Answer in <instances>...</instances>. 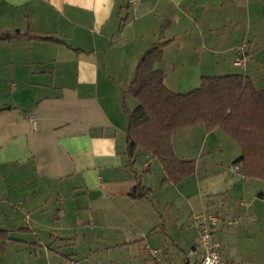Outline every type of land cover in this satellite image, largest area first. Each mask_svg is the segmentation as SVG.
<instances>
[{
	"label": "crops",
	"instance_id": "0c3cea01",
	"mask_svg": "<svg viewBox=\"0 0 264 264\" xmlns=\"http://www.w3.org/2000/svg\"><path fill=\"white\" fill-rule=\"evenodd\" d=\"M0 30L53 39L0 40V264H182L202 211L250 215L213 239L228 264L264 263V181L229 170L239 146L220 128L177 130L195 172L162 185L149 153L129 159L122 108L156 42L176 93L228 74L264 90V0H0ZM137 184L148 197L130 196Z\"/></svg>",
	"mask_w": 264,
	"mask_h": 264
},
{
	"label": "trees",
	"instance_id": "16d2710c",
	"mask_svg": "<svg viewBox=\"0 0 264 264\" xmlns=\"http://www.w3.org/2000/svg\"><path fill=\"white\" fill-rule=\"evenodd\" d=\"M26 36L31 40H53L19 30H0V40L10 41ZM165 43H153L144 52L135 68L127 92L138 104L122 108L129 119L127 155L134 157L141 149L162 166V185L178 184L195 172L196 162L175 156L171 136L179 129L203 124L207 132L223 130L240 148L233 164H240L248 178L264 181V90L255 88L244 74L203 76L200 86L185 94L176 93L164 84V72L155 68L162 61ZM150 190L137 184L131 191L133 199L146 198ZM10 239L0 230V252Z\"/></svg>",
	"mask_w": 264,
	"mask_h": 264
},
{
	"label": "built area",
	"instance_id": "2783aa9c",
	"mask_svg": "<svg viewBox=\"0 0 264 264\" xmlns=\"http://www.w3.org/2000/svg\"><path fill=\"white\" fill-rule=\"evenodd\" d=\"M137 0H128V3H135ZM241 53V51H240ZM243 57H238L235 64L240 65ZM231 172L241 173L240 164H233L229 167ZM243 204V203H242ZM247 218L253 220L250 215L246 213L240 214L235 218H227L220 213L202 211L198 216V239L192 251L184 258L182 264L190 263V256L197 255L194 264H228L222 258V245L220 242L213 239V231L218 227H236L241 221ZM159 250H152L151 254L157 257Z\"/></svg>",
	"mask_w": 264,
	"mask_h": 264
},
{
	"label": "water",
	"instance_id": "95a60500",
	"mask_svg": "<svg viewBox=\"0 0 264 264\" xmlns=\"http://www.w3.org/2000/svg\"><path fill=\"white\" fill-rule=\"evenodd\" d=\"M264 264V263H263Z\"/></svg>",
	"mask_w": 264,
	"mask_h": 264
}]
</instances>
